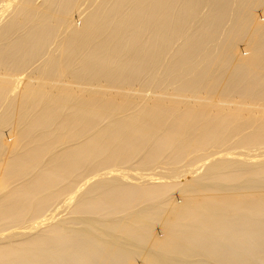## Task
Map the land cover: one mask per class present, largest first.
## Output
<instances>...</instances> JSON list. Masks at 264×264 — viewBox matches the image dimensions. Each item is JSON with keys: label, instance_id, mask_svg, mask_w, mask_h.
Instances as JSON below:
<instances>
[{"label": "bare ground", "instance_id": "obj_1", "mask_svg": "<svg viewBox=\"0 0 264 264\" xmlns=\"http://www.w3.org/2000/svg\"><path fill=\"white\" fill-rule=\"evenodd\" d=\"M0 264H264V0H0Z\"/></svg>", "mask_w": 264, "mask_h": 264}, {"label": "rangeland", "instance_id": "obj_2", "mask_svg": "<svg viewBox=\"0 0 264 264\" xmlns=\"http://www.w3.org/2000/svg\"><path fill=\"white\" fill-rule=\"evenodd\" d=\"M259 13V12H258ZM259 15L261 16V14L259 13Z\"/></svg>", "mask_w": 264, "mask_h": 264}]
</instances>
